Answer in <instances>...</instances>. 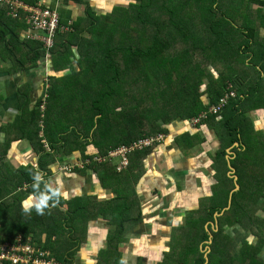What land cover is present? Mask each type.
<instances>
[{"label":"crops","instance_id":"1","mask_svg":"<svg viewBox=\"0 0 264 264\" xmlns=\"http://www.w3.org/2000/svg\"><path fill=\"white\" fill-rule=\"evenodd\" d=\"M162 1L152 0L150 8L139 9V0H37L58 11L64 25L71 22L72 27L59 33L64 43L57 56L45 51V57L34 65L25 64L22 71L14 70L10 58L0 55L1 237L23 236L39 246L35 238L40 235L46 242L43 228L29 221L33 213H25L21 206L34 192L29 178L41 173V185L50 183L62 193L55 207L50 201L42 217L50 210L57 219L65 216V222H71L53 239L71 240L73 264L117 260L120 264H264V201L256 217L252 203L234 197L241 191L246 199L254 190L248 177L264 190V3L219 0L216 19L225 29L215 27V31L224 33L208 36L209 0H166L165 11L160 9ZM172 13L194 18L185 27L189 36L179 44L188 51L189 63L201 69L203 63H214L210 77L203 76L201 90L222 80L236 97L222 114L196 126L179 120L162 124L164 139L127 155L128 165L122 170L117 169L118 158L81 168L89 158L138 140L144 133V105L140 77L121 73V85L116 87L119 103L104 101L110 127L101 126L97 107L104 88L92 79L102 76L84 70L91 63L80 56L79 43L97 42L104 34V48H109V34L118 26L123 36H116L117 41L134 36L140 44L149 32L157 31L160 16L166 19ZM22 18L20 40L27 42L33 31ZM69 44L71 55L64 59L62 51ZM29 51L23 49L24 59ZM89 57L93 63L105 60ZM231 69L238 77L225 75ZM47 89L53 97L42 116L39 106ZM132 95L135 106L140 102V113L130 127ZM201 103L210 104L205 94ZM28 229L35 237L24 235Z\"/></svg>","mask_w":264,"mask_h":264},{"label":"trees","instance_id":"2","mask_svg":"<svg viewBox=\"0 0 264 264\" xmlns=\"http://www.w3.org/2000/svg\"><path fill=\"white\" fill-rule=\"evenodd\" d=\"M139 2V9L142 7L150 8L152 0H139ZM166 2V0L161 2V10L165 11V9L168 8V4ZM37 3V0H30L29 2L30 5L35 6ZM207 3L209 4L211 14L209 18H206V21L210 25L207 35L223 36V30L215 31V27L225 29V26L220 24L216 19V10L219 11V0H209ZM6 11V7H0V55L4 60L5 55L10 58L8 60L13 63L14 70L22 71L26 68L25 64L28 63L29 65H34L41 58L45 57L46 50L43 44L39 41H34V43L31 42L33 40H26L27 42L21 41L19 29H22L24 26L19 23L20 20H13L8 17L6 15ZM25 16L26 14L22 13V19H24ZM163 17L164 16H160L157 20V31L153 34L149 32L146 42L142 39L140 44L134 36L131 39L122 37L121 42L117 41L118 38H116V36L121 35L122 33L118 26L113 27V30H111V34H109L108 37L112 42L110 46L117 47L111 48L109 46V48H104V34L99 36L100 39L97 42H93V39H84L82 41L87 43V45H83L81 42L79 43L78 48L80 56L87 60V65L91 63L90 67L85 68L84 70L88 73L93 71L94 75L96 71H99V75L102 76L99 79L93 78L92 82L100 83L104 88L102 90L104 93L101 94L98 101L101 105L97 107V114L101 116L99 123L104 128L108 129L110 127L108 119L106 118L107 113L105 110L106 108H104V101L106 99H111L112 103H119L120 94L117 92L116 87L118 86V83L121 85V73L124 72L131 76L136 74L134 77H140L141 80L143 91L142 100H140V102H143L144 105L142 112V129L144 133L142 136L138 137L139 139L146 138L147 136L149 137L150 135L166 133V129L161 126L162 124L167 125L171 122L179 120L184 122L186 121L190 125V120L192 118L198 116L203 111H207L210 106L216 104L219 99L229 91V86L224 84L222 80L212 81V83L207 85V88L202 91L201 87L203 86V83H205L203 76L210 77L208 71L210 67H214V63H212V61L209 63H203L202 69L198 64L189 63L186 58L188 51L182 45H179L182 43L184 44V39L189 36L188 32L185 33V27L187 24H193L194 18L189 20L187 17H183V15L178 13H172V15L166 19H163ZM146 22L151 25L150 20ZM61 24L64 25L62 20ZM126 26L131 30V33L134 31L128 26V24H126ZM145 35L146 33L144 32L143 36ZM63 41L64 37L61 38L58 34L55 45L50 50L52 58L57 56L58 49L61 46L60 43L63 44ZM67 47L66 51H62L64 50L63 47L60 50L63 52L62 57L64 59L71 55L70 44ZM28 48H31V50L29 51ZM23 49L29 51L26 59L22 56ZM245 49H248V47H245ZM32 50L33 52H31ZM211 52L216 54L215 51ZM89 56H102L105 60L93 63ZM230 56L231 55H227V57ZM225 57L226 55L221 59ZM232 71V69L229 70L225 75L238 77V75H233ZM89 82V86L92 87L93 84L90 80L87 84ZM128 82L129 84L131 83L130 79ZM234 86L236 87V84ZM203 94H205L210 100V104L206 106L201 103V96ZM51 97H53V95L50 90L49 101L51 100ZM231 101L232 100H230L229 103ZM135 102V96L132 95L131 98H128L130 111L128 116L130 127L135 124L136 113H140V102L136 105L137 108H135ZM227 106L222 109V113ZM221 112L220 114H222ZM218 114L210 115L208 118L218 116ZM139 121L140 120L138 119V122ZM234 131L237 134V130L235 129ZM248 178L250 182L255 184L254 190L250 193L249 197L246 199L242 197L241 191L236 192L234 197L238 195L240 202L252 203L253 206L251 212L255 211L257 213V217L259 215L258 213L261 211L259 203L264 201V190L262 189L263 185L258 184L251 177ZM29 180L35 183L33 177L29 178ZM40 187L41 190H43L44 186L41 185ZM238 211L239 214L243 213L242 209H238ZM31 213H33V217H30L29 221L38 223L40 228H43V231L46 233V242L42 240L40 235L35 238L39 246L44 247L49 251L51 250L55 258L62 264H73L74 252L69 251L71 240L67 237H62L57 240L53 239L56 237L58 230L62 228L65 230L71 222H65L67 220L65 216L60 217L58 215L60 218L57 219L58 217L54 214V211L50 210H47L48 215L44 217L38 215L34 209ZM9 229L10 231L12 230L11 226ZM31 231L32 230L28 229L24 235L32 234L35 237V234ZM1 232L3 231L0 229L1 243L6 241L13 242L16 238V235H11L10 233H8V237H1ZM102 264H104V261H102ZM115 264H120V261L117 260Z\"/></svg>","mask_w":264,"mask_h":264},{"label":"built area","instance_id":"3","mask_svg":"<svg viewBox=\"0 0 264 264\" xmlns=\"http://www.w3.org/2000/svg\"><path fill=\"white\" fill-rule=\"evenodd\" d=\"M264 3V0H257ZM7 7L8 16L18 20L22 18V13H25V19L33 31L27 36L28 39L39 41L43 44L47 53L54 47L56 38L59 33L67 32L71 27L61 24V18L56 10L45 7L42 3L32 6L20 0H0V6ZM49 88V86H48ZM230 89V87H228ZM236 97L235 92L230 89L224 94L219 101L210 106L207 111L201 112L198 116L190 120L191 126H196L200 122L206 120L210 115H216L228 105L229 101ZM49 99V89L42 99L39 106L41 115L44 116ZM164 139V135H159L156 138L148 137L138 139L128 145H122L116 149L108 151L105 155L94 156L82 162L81 168H87L95 164H104L113 159H119L117 166L118 170L127 167V155L141 151L155 143H159ZM0 264H62L51 253L42 247L37 246L31 239H25L23 236H18L13 242H0Z\"/></svg>","mask_w":264,"mask_h":264},{"label":"clouds","instance_id":"4","mask_svg":"<svg viewBox=\"0 0 264 264\" xmlns=\"http://www.w3.org/2000/svg\"><path fill=\"white\" fill-rule=\"evenodd\" d=\"M35 183L32 185L34 192L21 202L25 213H30L33 209L38 215H44L45 210L49 208L50 201L52 207H55L62 193L59 187H52L50 183L44 182V188L41 190L43 175L36 173L33 176Z\"/></svg>","mask_w":264,"mask_h":264},{"label":"rangeland","instance_id":"5","mask_svg":"<svg viewBox=\"0 0 264 264\" xmlns=\"http://www.w3.org/2000/svg\"><path fill=\"white\" fill-rule=\"evenodd\" d=\"M23 2V1H22ZM27 4V3H26ZM4 6V5H3ZM33 6V5H32ZM58 12V11H57ZM60 15V14H59ZM61 18V17H60ZM20 20V19H19ZM48 104V103H47ZM159 135H163V134H156V135H152V136H149V137H153V138H156V137H158ZM146 138H148V137H146Z\"/></svg>","mask_w":264,"mask_h":264},{"label":"flooded vegetation","instance_id":"6","mask_svg":"<svg viewBox=\"0 0 264 264\" xmlns=\"http://www.w3.org/2000/svg\"><path fill=\"white\" fill-rule=\"evenodd\" d=\"M209 119V118H208Z\"/></svg>","mask_w":264,"mask_h":264}]
</instances>
